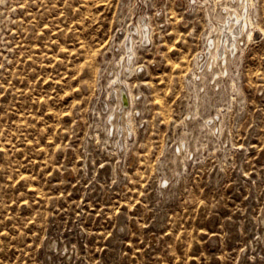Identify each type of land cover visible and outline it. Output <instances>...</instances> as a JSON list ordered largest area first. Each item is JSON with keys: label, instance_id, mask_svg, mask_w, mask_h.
Wrapping results in <instances>:
<instances>
[{"label": "rangeland", "instance_id": "rangeland-1", "mask_svg": "<svg viewBox=\"0 0 264 264\" xmlns=\"http://www.w3.org/2000/svg\"><path fill=\"white\" fill-rule=\"evenodd\" d=\"M192 1L0 0V264H264V0L215 89L191 81L210 29ZM142 16L151 40L121 73L141 111L120 137L106 70Z\"/></svg>", "mask_w": 264, "mask_h": 264}, {"label": "bare ground", "instance_id": "bare-ground-1", "mask_svg": "<svg viewBox=\"0 0 264 264\" xmlns=\"http://www.w3.org/2000/svg\"><path fill=\"white\" fill-rule=\"evenodd\" d=\"M200 5H203L205 7L206 14L209 17L210 21V29L204 37L202 54L199 56L197 55V59L194 63L196 64V70L192 72L191 81L195 84L196 80H199V88H205L207 86V84L206 86H204V83L206 82L205 78L208 77L206 75H210L208 82L212 80L213 83H211V86L210 83L208 84L212 89H215L216 86H218L217 88H219L220 81L226 80L225 76H227L229 72L231 74L230 63L236 59V56H239L237 55V53L241 48V41L244 40V37L248 39L254 34L252 27V17L248 11L250 10L249 7H251L252 5V0H217L215 2L214 0H193L191 7L193 8V6ZM157 23H159V21ZM151 31L152 30L150 27V23L145 16H142L141 20L138 19L137 21H135V23L133 22L130 31L127 33V42L125 44L124 54L122 55V62L118 64V68L117 70H115V72L113 68L106 70L107 73L113 72L112 78L107 79L110 85V88L107 92L110 101H108V98V100L102 99V108L106 110V107H110L108 114L106 113L107 120H109L108 127H111V130L110 128H108V134L111 131L112 134L117 132L120 137L127 136L132 132V128L129 123L131 115H135L136 112L140 113L141 111V108L139 107L140 105L136 106L135 104H140L139 102H142L140 101L142 92L140 90L136 92L133 91L128 83L121 78V73L123 74L124 70L128 71L129 73L133 71L132 61L135 51L134 43L136 40H139L143 44L149 42L151 40ZM228 77H230V75H228ZM230 79L232 78L230 77ZM124 95L126 97L125 100H123ZM198 112L199 110L194 107V112L192 114H199ZM194 117H190L189 119L191 120ZM208 119H210L209 121H212L214 117L210 116L208 117ZM212 125L208 126L207 129L211 133H213L215 130V125ZM195 126H197V124ZM191 136L192 135H190V137ZM192 137L194 141L195 136L193 135ZM176 145L177 146L175 148L173 147L174 149H172V151L168 153V155L164 159V165H166L168 169V173H166L165 175V180H168V178L173 173L175 174L178 164L180 165L186 162L185 154L182 150L183 146L185 145H183L182 142H178ZM259 224L262 228V233L259 237V242H261V240L264 241V213L260 216ZM46 248L48 252H50L51 250H56L59 253H63L64 256L69 253V250L66 246L64 248H60V246L57 245L56 241H48L46 244ZM47 263L49 264L48 261Z\"/></svg>", "mask_w": 264, "mask_h": 264}, {"label": "water", "instance_id": "water-1", "mask_svg": "<svg viewBox=\"0 0 264 264\" xmlns=\"http://www.w3.org/2000/svg\"><path fill=\"white\" fill-rule=\"evenodd\" d=\"M125 98H126V97H125V95H124V96H123V100H125Z\"/></svg>", "mask_w": 264, "mask_h": 264}]
</instances>
